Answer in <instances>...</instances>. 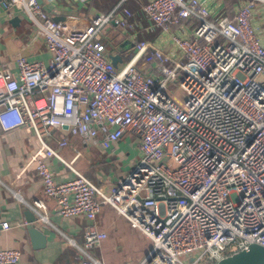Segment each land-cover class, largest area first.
<instances>
[{
	"label": "built area",
	"instance_id": "1",
	"mask_svg": "<svg viewBox=\"0 0 264 264\" xmlns=\"http://www.w3.org/2000/svg\"><path fill=\"white\" fill-rule=\"evenodd\" d=\"M3 5L11 15L23 10L52 54L49 63L19 56L15 74L0 70V128L36 138L14 181L35 172L55 216L85 222L83 245L56 228L83 255L79 264H103L90 252L108 239L98 225L104 207L151 241L141 264H217L264 246V40L256 24L264 0H246L233 19L200 0H147L156 40H138L153 27L123 5L60 21L39 0ZM122 37L134 44L130 54L113 50ZM124 138L138 155L108 191L73 167L84 157L80 145L109 151ZM53 159L76 176L57 183ZM30 208L37 223L55 227L43 200ZM25 225L0 221V232ZM21 259L19 248H0V264Z\"/></svg>",
	"mask_w": 264,
	"mask_h": 264
},
{
	"label": "crops",
	"instance_id": "2",
	"mask_svg": "<svg viewBox=\"0 0 264 264\" xmlns=\"http://www.w3.org/2000/svg\"><path fill=\"white\" fill-rule=\"evenodd\" d=\"M7 1L0 0V70L8 69L15 74L17 72L16 60L19 56H24L31 61L49 63L52 54L46 46L42 32L35 28L23 10L16 9L11 15L3 5ZM146 1L39 0L44 13L56 21L68 16L84 18L92 12L106 14L115 10L119 5H123L134 12V18L140 21L145 28L153 27V31L150 32L143 29L138 40H156L159 36V29L153 26V23L144 15L143 6ZM200 1L207 5L214 14L233 19L237 9L246 0ZM259 9L256 24L261 29L264 40V8L260 6ZM15 17L18 21L12 24L11 20ZM35 142L36 138L31 130L20 128L6 132L0 128V221H9L12 224L19 221L27 224L0 232V248H19L22 253V264H79L83 255L74 246L66 245L56 228L68 227L76 243L83 245L85 222L81 219L64 220L55 216L53 212L56 211V204L41 191L40 179L35 172L28 171L23 179L14 181L15 174L23 168L27 149ZM80 148L84 151V157L77 159L73 167L104 191L110 189L111 179H114L115 183L129 172L138 155L137 145L128 138H124L109 151L102 150L99 146L80 145ZM62 152L66 158H72L70 148ZM115 161L121 163L120 171L114 167ZM51 166L57 183L66 182L76 176L69 166L57 159L52 160ZM36 198H40L47 205L51 216L50 222L55 227L35 221L37 216L30 208V204ZM98 225L107 232L108 239L96 246L90 253L103 264H141L152 248L151 241L146 236L139 231L131 230L127 220L110 207L102 208L98 215ZM30 227L38 228L44 235L43 247L33 246L29 234Z\"/></svg>",
	"mask_w": 264,
	"mask_h": 264
},
{
	"label": "water",
	"instance_id": "3",
	"mask_svg": "<svg viewBox=\"0 0 264 264\" xmlns=\"http://www.w3.org/2000/svg\"><path fill=\"white\" fill-rule=\"evenodd\" d=\"M18 18L15 17L11 20L12 24H15ZM112 62L115 66L120 61L119 56H112ZM36 221V220H35ZM29 234L32 238L33 246L35 248H41L45 244V237L38 230V228L30 227ZM217 264H264V246L259 244H252L247 250L238 252L232 256H228Z\"/></svg>",
	"mask_w": 264,
	"mask_h": 264
},
{
	"label": "rangeland",
	"instance_id": "4",
	"mask_svg": "<svg viewBox=\"0 0 264 264\" xmlns=\"http://www.w3.org/2000/svg\"><path fill=\"white\" fill-rule=\"evenodd\" d=\"M29 19V18H28ZM31 22V21H30ZM32 23V22H31ZM113 46H114V52H118V49H119V53L120 54H123L124 52H127V53H131V51H133V46H134V44L132 43V42H130L129 40H126L124 37H122L121 39H119V40H115V41H113ZM178 95L180 94L179 92L177 93ZM127 158H128V156H127ZM113 165H114V167L116 168V170H118V171H120V169H121V163L120 162H118V161H115L114 163H113ZM131 168V167H130ZM110 184L109 185H111V184H113L114 183V179H111L110 180V182H109ZM193 258V256H189V257H187V258H185V261H187L188 262V260H190V259H192Z\"/></svg>",
	"mask_w": 264,
	"mask_h": 264
},
{
	"label": "trees",
	"instance_id": "5",
	"mask_svg": "<svg viewBox=\"0 0 264 264\" xmlns=\"http://www.w3.org/2000/svg\"><path fill=\"white\" fill-rule=\"evenodd\" d=\"M231 1H233V0H231Z\"/></svg>",
	"mask_w": 264,
	"mask_h": 264
}]
</instances>
